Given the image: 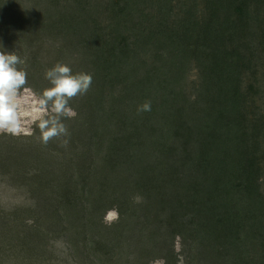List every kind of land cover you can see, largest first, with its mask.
<instances>
[{
	"label": "trees",
	"instance_id": "obj_1",
	"mask_svg": "<svg viewBox=\"0 0 264 264\" xmlns=\"http://www.w3.org/2000/svg\"><path fill=\"white\" fill-rule=\"evenodd\" d=\"M120 1V7L116 2L101 9L116 14L115 21L106 26L99 23L100 0H48L49 20L39 16V11L17 5L19 9L9 23H0V32L6 31L4 40L13 39L15 34L10 29L20 26L27 16L29 20L22 27L26 33L31 27L41 30V35L46 33L31 40L27 52L34 57L30 55L27 64L17 66L27 73V81L38 94L42 95L34 84L52 87L45 73L57 63L69 66L73 74L92 76L88 92L69 101L76 116L60 118L64 125L69 123L68 143H59L60 136L53 138L56 151L52 156L45 152L48 144L40 141L41 187L44 191L78 189L72 178L60 182L44 166L48 159L49 166L56 160L65 162L79 171L82 190L89 181L100 191H112L118 205L124 204L128 192H141L145 207L153 209L149 210L153 220L159 211L164 212L162 205L176 201L196 216L197 230L202 233L195 234L194 239L204 237L209 246L215 242L218 254H241L243 264H264V219L261 223L255 220V214L264 218V196L259 194L263 163L256 149L258 132L249 135L248 131L253 114L247 108L248 103L253 104L242 87L254 57L250 41L264 52L262 1L201 0V18H197V0L195 5H190V0ZM142 5L149 7L143 9ZM5 7L16 8L15 0H0V8ZM145 11L148 13L143 14ZM58 31L70 40L60 48L57 60L41 72L37 69L40 57L51 58L55 46L53 40L44 56V41L56 38ZM168 61L173 63V70L165 74L162 70ZM192 62L200 74V82L192 90L193 99L186 86ZM146 101L151 102V111H138ZM190 119L202 124L191 127ZM178 121H182L180 125ZM192 134L194 138H188ZM128 145L136 155L123 165L126 153L117 148ZM88 148L96 152L106 148L102 169L92 171V181L86 179L93 165ZM70 155L73 159L67 162L65 157ZM163 173L172 187L156 191L154 182ZM131 175L136 178L134 187L128 180ZM240 201L245 204L239 205ZM191 224L188 219L180 223L174 216L169 227H173L174 235L185 239L192 235L186 236ZM252 237L262 248L255 256L250 252L255 245ZM250 239L247 250L245 243Z\"/></svg>",
	"mask_w": 264,
	"mask_h": 264
},
{
	"label": "rangeland",
	"instance_id": "obj_2",
	"mask_svg": "<svg viewBox=\"0 0 264 264\" xmlns=\"http://www.w3.org/2000/svg\"><path fill=\"white\" fill-rule=\"evenodd\" d=\"M47 1L15 0L16 8H0V23H9L19 9L17 5L34 13L39 11V16L49 20L51 16L46 10ZM149 1L144 0L145 3ZM261 1L263 5L260 14L263 17L264 0ZM116 2L120 7L122 4L120 0H100L98 10L102 12V8L108 9L107 6H113ZM190 2V5H195V0ZM203 5L201 0H197V18L203 17ZM141 7L144 9L149 6ZM109 11L110 14L102 12L100 16L99 23L102 22L104 26L112 23V20L115 21L113 16L115 12ZM146 13L148 11L143 12V14ZM28 20L27 16L22 19L20 26L10 29L15 34L12 40L10 37L9 40H4L6 31L0 32V42L3 45L0 51L16 54L22 61L21 65L28 63L30 55L34 57V54L27 52L31 40L46 35V33L41 35V30L37 32L35 27H31L26 33L22 27ZM131 25L132 23L128 27ZM121 33L127 36L128 32L122 29ZM53 40L55 46L52 49V57H40L41 61L38 62L37 69L41 72L57 58L60 48L69 42L70 37L58 31L56 38L44 41L42 55L45 56L47 46L51 45ZM251 48L254 57L249 72L243 76L242 87L247 95H254V98L249 96L253 105L248 103L247 112L253 114L254 119L251 117L249 120L248 131L249 135L258 132L259 145L256 149L262 155L263 163L262 191H259L261 198L264 196V52H261L258 44L252 41H250ZM37 49L35 48L36 51ZM169 70H173V63L170 61L162 72L166 74ZM187 70L189 71L186 81L187 92L193 99L192 90L194 85L200 82V74L194 62L190 63ZM39 74L40 72L35 74L36 79ZM31 85L30 81H27L26 87L31 88L37 97L41 96ZM34 86L41 94L45 90L43 84H34ZM196 120L190 119L189 125L194 127L202 124L201 121ZM181 122L178 121L177 125ZM205 123L207 125L208 120ZM37 125L38 121L31 125V136L17 137L0 133V264H243L241 254L235 256L218 254L215 242L209 246L204 237L194 239L195 234L202 233L197 230L199 223L196 216L192 209L186 212L185 207L176 201L162 205L164 212L159 211L157 220H153L149 211L153 209L145 207V196L141 192H128L124 198V204L118 205L112 191H100L96 189L98 185L91 184L89 181L84 183V190H82L77 179L79 173L77 169L69 168L67 163L57 162V160L49 166L47 164L50 162L49 159L44 166L57 175L58 181L65 182L72 178L71 182L78 189L44 191L39 183V179L43 177V170L41 158L38 156L41 134ZM65 126L69 129V123H65ZM74 127L78 128L76 123ZM68 135H61L59 143L67 144ZM188 138L193 139L194 135H189ZM52 141L53 139L48 142L45 152L54 156L56 143H51ZM105 149L96 152L88 148L93 158V165L86 179L92 181L94 177L92 171L102 169L104 163L101 159ZM117 149H124L126 153V156L122 158L123 165L134 160L136 154L132 146H122ZM71 155L65 157L67 162L72 161ZM135 179L133 175L128 179L131 187H134ZM172 180L174 181V178ZM104 181L105 177L102 183ZM154 184L157 185L156 191H165L166 188L172 187L166 173L159 174ZM162 186L164 190L161 189ZM181 202L185 205L183 198ZM244 204L243 201L239 203V205ZM113 207L119 210L120 218L117 223L109 226L103 222V217L106 211ZM182 213L192 221L186 236L192 235L185 239L181 235H174L173 227H169L174 216L180 220V223L187 220ZM263 219L255 214V220L258 223H261ZM251 239L252 244L255 243L250 251L251 255L260 254L262 248L256 245L259 243L258 240L255 237ZM251 239L248 244L245 243L247 250L251 248Z\"/></svg>",
	"mask_w": 264,
	"mask_h": 264
},
{
	"label": "clouds",
	"instance_id": "obj_3",
	"mask_svg": "<svg viewBox=\"0 0 264 264\" xmlns=\"http://www.w3.org/2000/svg\"><path fill=\"white\" fill-rule=\"evenodd\" d=\"M21 63L16 54L0 51V133L31 136V125L38 121L43 144L47 145L61 135L67 136L68 129L60 118L76 116L69 101L88 92L92 76L86 72L73 74L69 66L57 63L45 73L52 87L37 97L31 88L26 87L27 73L17 67ZM138 111H151V102L146 101ZM119 218V210L113 207L106 211L103 222L111 226Z\"/></svg>",
	"mask_w": 264,
	"mask_h": 264
}]
</instances>
